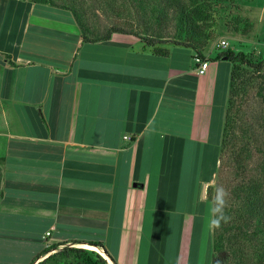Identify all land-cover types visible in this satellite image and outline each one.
<instances>
[{
  "label": "crops",
  "instance_id": "1",
  "mask_svg": "<svg viewBox=\"0 0 264 264\" xmlns=\"http://www.w3.org/2000/svg\"><path fill=\"white\" fill-rule=\"evenodd\" d=\"M160 46L168 55L132 33L84 40L70 9L0 0V241L14 253L0 264L75 241L118 264H190L233 64L203 51L199 74L193 48Z\"/></svg>",
  "mask_w": 264,
  "mask_h": 264
},
{
  "label": "rangeland",
  "instance_id": "2",
  "mask_svg": "<svg viewBox=\"0 0 264 264\" xmlns=\"http://www.w3.org/2000/svg\"><path fill=\"white\" fill-rule=\"evenodd\" d=\"M182 1L195 22L203 23L206 34L210 36L203 51L219 52L218 43L226 40L229 44L224 50L244 51L256 61L264 58V0ZM54 2L76 11L86 25L87 36L93 40L106 36L115 27L133 32L143 39L154 37L162 43H186L195 36L189 30L190 25L179 22L173 7L169 5L170 0ZM202 16L205 19L199 21L198 17L201 19ZM192 39L200 43L206 40L203 36ZM240 74L238 94L234 96L232 108L236 120V128L232 131L234 136L222 150L218 172L209 184L205 197L211 202L212 220L216 215L213 211L215 191L223 188L226 201L224 212L228 219L226 222L221 221L219 227L209 223L206 232H202L201 226V232L198 230L195 236L190 264H264V235H257L252 224L257 209L252 206L251 201L258 195L255 191H250V187L255 184L264 190V68L258 72L255 68L242 64ZM262 196L264 197V193ZM151 228L147 223L145 239L149 238ZM3 243L5 242L0 241V260L10 263L14 253L12 249L5 248ZM13 243L18 246L21 244L20 241L11 244ZM51 244L54 242L49 245ZM83 244L68 243L78 247ZM63 247L64 245H60L44 255L47 257ZM44 264L78 262L74 258H68L66 261L60 259L58 263L50 261ZM141 264H144L143 260Z\"/></svg>",
  "mask_w": 264,
  "mask_h": 264
},
{
  "label": "trees",
  "instance_id": "3",
  "mask_svg": "<svg viewBox=\"0 0 264 264\" xmlns=\"http://www.w3.org/2000/svg\"><path fill=\"white\" fill-rule=\"evenodd\" d=\"M34 1L39 2V3H51L54 5H57L54 2V0H34ZM170 2L171 3L169 5L173 7L175 15L179 19V22H181L182 25H186V26L190 25L191 27L189 28V30H191L195 34V36L191 37V39L188 40L186 43L181 42V41H176L175 44L193 48L197 54L204 57L203 49L205 45H207L206 43L210 39V36L206 34V29L204 25H202L203 23L200 24V23L195 22V20L193 19L194 17L191 15L187 5L182 0H170ZM62 7L67 8L65 6H62ZM67 9H70L76 16V22L83 32L84 40H93L87 36L86 25L80 19V17H78L77 12L72 10L71 8H67ZM198 19L200 21L205 18L202 16L201 19L200 17H198ZM113 32H123V33L126 32V33L135 34L133 32L124 30L123 28L115 27L111 29V31L108 32L106 36L101 37L99 39H94V40L109 39ZM198 36H203L204 38H206V40H204L203 43H200V42H196V39H192ZM143 41L147 43V45L153 47V50L155 53L159 55H168L169 49L160 46L162 41H159L158 39L154 37H147L146 39H143ZM225 57L227 58V60L232 62L233 66L231 70L229 98L227 102L226 116H225V122H224V128H223V139H222V144H221V152L223 148L231 140V138L234 136V133L232 131L236 128V120L232 114L233 112L232 108L234 105V96L238 94V89L240 85V78H241L240 65L245 64L247 66H250L251 68H255L256 71L258 72H261L264 68V58L259 61H256L252 58H249L244 51L235 52L233 49L222 50L216 54L215 59H223ZM259 188H260V185H256V184L250 187V191L253 190L258 195L254 198L253 201H251L252 206H255V209H257L255 218L253 217L252 224L255 227L254 231L257 235H260V234L264 235V197L262 196L264 193V190L262 188L260 189ZM0 193H1V186H0ZM62 244H64L63 248L50 254L44 260L38 262L37 264H44L50 261L58 263L60 259L66 261L68 258H74L78 262V264H110L108 259H106V257H104L100 252L91 250L85 247L70 246L68 245V242L54 243V244L47 246L42 252H40L33 259L32 264L35 263L41 256H43V254H45L51 249L56 248ZM93 244L99 247L102 246L101 243H93ZM109 257L115 262V264H118L112 256L109 255ZM263 258H264V254H263Z\"/></svg>",
  "mask_w": 264,
  "mask_h": 264
},
{
  "label": "clouds",
  "instance_id": "4",
  "mask_svg": "<svg viewBox=\"0 0 264 264\" xmlns=\"http://www.w3.org/2000/svg\"><path fill=\"white\" fill-rule=\"evenodd\" d=\"M214 200V213L215 218L210 221V224L217 227L220 226L221 221H227L228 217L225 215L224 206H225V190L223 188H217L213 197ZM110 263V262H109Z\"/></svg>",
  "mask_w": 264,
  "mask_h": 264
},
{
  "label": "built area",
  "instance_id": "5",
  "mask_svg": "<svg viewBox=\"0 0 264 264\" xmlns=\"http://www.w3.org/2000/svg\"><path fill=\"white\" fill-rule=\"evenodd\" d=\"M228 44L229 43L226 40H221L220 43H218V50L219 51L224 50L223 48L225 46H228ZM194 60H195L196 64L198 65L197 72L199 74H204L207 71L208 67H209V64H210L209 59H206V58L202 57L201 55L196 54L195 57H194ZM50 233L51 232L48 231L47 235H50ZM110 264H112V263H110Z\"/></svg>",
  "mask_w": 264,
  "mask_h": 264
},
{
  "label": "bare ground",
  "instance_id": "6",
  "mask_svg": "<svg viewBox=\"0 0 264 264\" xmlns=\"http://www.w3.org/2000/svg\"><path fill=\"white\" fill-rule=\"evenodd\" d=\"M79 244H83V243H79ZM82 247L100 252L103 256L105 255V257L108 258V260H110L111 263V259H109V257L99 247L91 245L89 243H84Z\"/></svg>",
  "mask_w": 264,
  "mask_h": 264
},
{
  "label": "water",
  "instance_id": "7",
  "mask_svg": "<svg viewBox=\"0 0 264 264\" xmlns=\"http://www.w3.org/2000/svg\"><path fill=\"white\" fill-rule=\"evenodd\" d=\"M223 59H226L227 60V58L225 57V58H223ZM207 187H208V184L206 183L205 185H204V189H203V195H206L207 194ZM91 245H94V246H97V245H95V244H93V243H91ZM97 247H99V246H97ZM104 253L109 257V255L107 254V252L106 251H104ZM109 259H111L110 257H109Z\"/></svg>",
  "mask_w": 264,
  "mask_h": 264
}]
</instances>
